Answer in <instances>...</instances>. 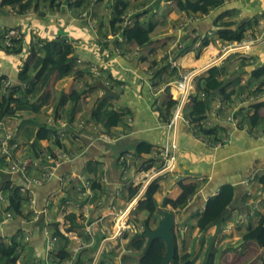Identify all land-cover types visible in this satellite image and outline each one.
<instances>
[{"label": "crops", "instance_id": "1", "mask_svg": "<svg viewBox=\"0 0 264 264\" xmlns=\"http://www.w3.org/2000/svg\"><path fill=\"white\" fill-rule=\"evenodd\" d=\"M89 1L84 0L79 6L78 9L85 11L80 19L64 9L38 17L35 14L38 8L24 14H18L8 5L0 8V26L22 31L24 46L18 55H7L0 50L2 83H8L9 88L20 85L18 74L27 60L33 34L46 40L64 38L71 44V62L78 73L59 80L52 76L45 87L38 84L28 96V104L14 117L0 120V127L11 131L17 143L10 158L0 147V158L23 160L28 164L27 179L7 172L3 166L0 168V190L7 199L5 208L14 216L0 227V239L14 238L20 242L16 264L43 263L47 253H51L55 263L67 261L77 240L90 247L81 251L72 264H87L103 237V230L111 231L115 213L138 189L126 179L132 178L133 169L151 162L168 133L174 134L178 146L175 174L153 184L156 207L149 209L175 214L176 225L183 227L179 241L184 252L178 254H191L197 263H202L207 257V244L213 239L218 244L211 264H259L264 251L241 237L249 225H257L264 218V88L256 93L259 80L253 77L254 71L264 66V0H224L221 7L204 16L179 13L177 0H129V12L137 14L139 22L154 25L150 41L143 47L126 40L119 26L112 25L114 19L108 8L112 0H99L93 7ZM41 3L42 0H35L36 6ZM90 21L92 27L88 24ZM228 22L234 23V27L245 25L244 41L254 39L248 56L225 53V47L233 43L220 41L217 29L221 23ZM204 40L208 45L201 47ZM179 45L189 50L178 60L184 72L198 71L202 78L209 69H219L218 79L224 83V92L210 98L203 121L207 128L221 129L218 136L223 132L230 134L229 141L217 149L195 138L196 127L187 118L189 104L174 131L167 128L170 117L164 121L165 113L160 112L170 95L168 85L173 81L169 80L170 71L167 72L165 65L170 66L169 57L180 49ZM100 85H106L117 98H103ZM3 88L0 86V99ZM74 91L79 92L75 101L69 98ZM258 100L263 105L255 110ZM95 109H111L123 117L106 133L91 119ZM226 119H230L226 124L233 126L231 131L228 127L224 129ZM41 127L57 133L59 146L52 138L55 134L36 139ZM104 136L107 140H103ZM140 144L150 147L151 152L136 155ZM54 147H60L73 158L60 165L45 183L31 186L33 205L9 203L4 184L24 187L28 179L38 178L45 163L44 155ZM123 154L130 155L125 165L119 162ZM124 173L130 175L127 177ZM181 185L195 188L187 205L180 210L162 206L164 201H175L180 196ZM227 185L234 188V198L225 222L201 234L196 228L199 215L208 200ZM146 212L135 213L133 218L137 222L131 221V224L148 221V217L139 221ZM72 216L74 226L70 228ZM153 219L156 222L148 223L154 229L161 217L153 213ZM69 233L73 238L66 236ZM48 236L56 238L51 252ZM202 241L204 246L200 252L198 246ZM193 242H197L194 246L197 253L188 250ZM129 243L128 237L123 247L128 248ZM109 261L115 264L113 257ZM98 264L103 263L100 260Z\"/></svg>", "mask_w": 264, "mask_h": 264}, {"label": "trees", "instance_id": "2", "mask_svg": "<svg viewBox=\"0 0 264 264\" xmlns=\"http://www.w3.org/2000/svg\"><path fill=\"white\" fill-rule=\"evenodd\" d=\"M68 1V0H66ZM177 11L185 14H204L208 15L211 10L217 9L224 4V0H177ZM48 8L58 9L61 6L59 0H42ZM75 6L79 7L84 3V0H75ZM1 5H8L13 9H16L18 14H24L34 9L35 0H3ZM111 14L113 15L114 22L112 25L117 24L123 37L131 41L137 47H143L150 41V33L154 30V25L151 23H141L136 18L138 15L131 16L133 23L130 28H123V19L127 15L129 7V0H114L111 4ZM246 27L242 25L240 27H234V23H221L217 29V37L222 42L227 43H239L245 39ZM21 34V31L19 32ZM23 36V34H21ZM3 36H0V50L7 55H18L24 51L21 38L11 39L10 47H7L3 41ZM29 45L28 57L24 63L22 69L18 74V80L20 85L14 88H8L6 93H3L0 99V120L5 117H14L20 108H23L28 104V96L34 92L38 84L42 87L46 86L47 82L52 76L63 79L70 76L77 75L78 73L72 66L71 54L73 52L71 44L67 43L64 38H55L53 40L39 39L32 37ZM208 41L202 42V47H206ZM189 50L187 48L178 49L176 54L183 56ZM177 70L172 69L169 72V80L177 75ZM219 69L213 67L208 70L207 76L202 77L196 81L195 93L191 96V100L188 107V115L190 123L196 126L200 133L203 135H212L213 141L218 140V131L221 130L214 127H206L203 121L206 120V115L209 111V101L214 94H221L224 92V83L218 79ZM32 73L34 75H32ZM253 77L259 80L257 91L264 88V66L254 71ZM3 78L0 77V86ZM35 80V81H33ZM27 86V87H25ZM18 95V97H16ZM203 95V96H202ZM71 100L75 101L79 98V92L74 91L69 95ZM177 102L167 99L166 103L160 109L161 114L165 113L164 121L169 118L170 112L175 109ZM263 104L254 105V109L258 110ZM123 114L113 111L111 109L100 111L95 109L91 112V119L98 125L103 127V130L108 133L110 128L120 123ZM259 117L258 121L259 122ZM223 130V129H222ZM51 134H55V144L59 146L58 136L54 130H46L41 127L37 131L36 139H47ZM150 147L140 144L136 147V155L141 153H150ZM6 160L0 158V168L6 165ZM182 192L175 201L166 200L162 206L170 205L173 209H183L190 197L195 193V188L191 185H181ZM3 190L8 193V201L11 204L22 205L28 202L27 196H23L20 193L21 187L5 183ZM156 192V188L153 185L149 186L145 193V201L138 203V211H144L149 208H155L156 203L153 199V195ZM135 191L131 193V197L134 196ZM234 198V188L230 185L223 186L219 193L208 200L205 210L199 215L196 221V228L202 234L205 233L209 227H220L226 220L227 209L230 206ZM71 227L74 226V217H70ZM69 228V229H70ZM244 242H254L258 248L264 251V218L257 225H249L246 228L245 234L241 237ZM146 241L144 239L132 240L129 243V247L135 251V253L125 255L122 260H128L131 264H160L164 255L165 246L161 240H154L145 255L143 250ZM213 243L208 244V249H212ZM20 247V243L16 239L5 241L0 239V264H16L17 251ZM138 257L132 258V255ZM211 252L207 253V257L202 263H197L191 254L179 255L177 248L175 256L170 264H211L212 258ZM69 258V257H68ZM67 258V259H68ZM57 260V259H55ZM259 264H264V257L259 258Z\"/></svg>", "mask_w": 264, "mask_h": 264}, {"label": "built area", "instance_id": "3", "mask_svg": "<svg viewBox=\"0 0 264 264\" xmlns=\"http://www.w3.org/2000/svg\"><path fill=\"white\" fill-rule=\"evenodd\" d=\"M106 2V0H103ZM90 6L93 7L99 3V0H90ZM133 20L129 16L124 17L123 19V28H130L132 26ZM20 30L18 29H9L3 31L0 28V36H3V41L7 47H10L11 39H18ZM127 40V38H126ZM254 39L248 38L245 41L239 43H233L228 47H225V53H242L244 56H248L251 49L254 47ZM181 49V45H179ZM177 55H170L169 62L170 68L178 70L177 77L178 79L168 85L169 94L171 99L177 102L176 109L173 113L172 119L167 125L168 130H173L176 123L179 120H182V110L186 104L190 103L191 96L195 93L196 81L199 79L201 73L198 71L191 72H182L178 68L180 67L177 63ZM220 60L222 58L219 57ZM218 58V59H219ZM1 87L6 88V83H1ZM175 89L178 93L177 97H174L172 89ZM203 96V95H202ZM224 123H228L230 119H226ZM233 124V123H232ZM234 125V124H233ZM235 129L236 126L234 125ZM195 138L206 145L209 148L217 149L224 144H226L230 139V134L223 132L217 141L206 140L201 134L198 133V129H194ZM55 140V136L52 137ZM209 139V137H208ZM103 140H107L104 136ZM0 147L2 153L10 158L11 151L17 148V143L15 141L14 135L11 131H6L4 127H0ZM177 141L174 134L169 135L166 139L164 145L153 153L151 162H146L144 167L135 173V176L131 178L132 185L136 186L137 191L136 195L125 205V207L114 215V221L111 231L109 229H104L102 232V239L99 242L98 247L92 253L91 258L88 260L87 264H98L101 260L103 264H111L110 259H114L115 264L121 263V258L123 255L132 254L131 249L128 247H123L126 239L134 237L137 234L143 232L142 226H133L129 224L133 216L130 217L131 213L136 210L138 203L141 200L145 199V193L149 186L155 184L157 181L165 180L167 177L173 176L175 174V168L177 164ZM73 158V155L64 152L60 147H54L51 151L47 152L44 155L45 163L41 167V174L38 178H34L30 181L27 180V184L24 187H21L20 193L23 196H27L28 203L33 205L34 201L32 199L31 186H39L48 181L55 173V170L60 167L65 161H69ZM122 159V158H121ZM4 170L11 174L18 173L24 176L26 179V172L28 169V164L23 160H6V165L3 166ZM65 180V179H64ZM62 180V181H64ZM7 204V199L3 194V191L0 190V227L6 221L12 220L14 216L10 212L2 211L1 208ZM134 219V218H133ZM66 236H71L73 234L69 233ZM56 241V238L53 236H48L47 246L49 252L53 250V245ZM90 246L86 243H83L81 240H77L76 245L73 247L71 252V257L67 261L60 263H55L50 257L51 253H47L46 258L43 263L38 264H72L76 256L83 251L88 249ZM118 252H117V251ZM115 251L116 253H110Z\"/></svg>", "mask_w": 264, "mask_h": 264}, {"label": "rangeland", "instance_id": "4", "mask_svg": "<svg viewBox=\"0 0 264 264\" xmlns=\"http://www.w3.org/2000/svg\"><path fill=\"white\" fill-rule=\"evenodd\" d=\"M23 1V0H22ZM60 1V3H61V6L58 8V9H50V8H48V6L44 3V2H42L41 4H40V6H35L34 8L35 9H37L38 8V10H37V12H35V14L36 15H38V17H41V15L40 14H42V13H44V15L46 14V12H54V10H58V11H60L61 9H64V10H67V11H69L70 13H73V14H76V15H78V18L80 19V15L82 16L84 13H85V11L83 10V12H82V9H78L79 7H76L75 6V0H68V1H66V0H59ZM114 0H112V2H113ZM111 2V3H112ZM62 6L64 7V8H62ZM112 6H111V4L108 6V8L110 9V15L112 16V18H113V15L111 14V10H112V8H111ZM0 8H3L2 7V5H1V1H0ZM84 9V8H83ZM3 10H5V9H3ZM78 10V11H77ZM81 10V11H80ZM85 10H86V8H85ZM6 11V10H5ZM128 12H127V15L126 16H129V17H131V16H134L135 17V15H137V14H134V13H131V12H129V10H127ZM209 14V13H208ZM199 16H204V14H199ZM83 18V17H82ZM133 19V18H132ZM88 24L92 27V25H93V22H88ZM0 28L1 29H3V31L5 32V31H7V30H9L8 28H5V27H2V26H0ZM21 34H23L22 33V31H21ZM21 34H19V37L18 38H21V40L23 41V36H21ZM32 37H36V35H32ZM37 38V37H36ZM39 39H41V38H39ZM44 39V38H43ZM53 40V39H52ZM2 41V40H1ZM31 41H33L32 39H31ZM50 41V40H49ZM244 41V40H243ZM67 42V41H66ZM2 43H3V41H2ZM200 45H202V44H200ZM202 47V46H201ZM25 49H26V47H25ZM28 49H29V45H28ZM176 52H177V50L175 51V52H173L172 53V55H177L176 54ZM178 57H177V63H178V60L182 57V56H179V55H177ZM165 67H167V72L168 71H170V70H172L171 68H170V66H169V63H168V66L167 65H165ZM180 71H182L183 72V70L179 67L178 68ZM91 73H94V70L93 71H90ZM177 72V74H178V70L176 71ZM171 77V76H170ZM201 78V77H200ZM199 78V79H200ZM178 79V77H177V75L176 76H174V78H172V82H174L175 80H177ZM5 83V82H4ZM7 85H8V83H6ZM8 88H9V86L8 87H6V88H3V93H6L7 92V90H8ZM254 91H256V93L258 92L257 90H254ZM16 97H18V95H16ZM169 98L171 99V96L169 95ZM171 100H173V99H171ZM187 107V104L184 106V108H183V110H182V113H185V108ZM176 109V108H175ZM175 109H173L171 112H170V121H171V119H172V116H173V113H174V111H175ZM181 113V114H182ZM169 121V122H170ZM196 127V126H195ZM197 128V127H196ZM198 129V128H197ZM198 133L199 134H201L203 137H205L206 138V140L208 141V140H210L209 142L210 143H212L211 141H213L212 139H211V137H210V139H208V137L209 136H206V135H203L202 133H200V131H199V129H198ZM218 139H219V136H218ZM217 141V140H216ZM130 155L129 154H123V155H121V156H119V162H120V164H124L125 165V162H126V160L127 159H130V157H129ZM122 158V159H121ZM134 165H136L135 163H134ZM5 166V165H4ZM125 167V166H124ZM144 167V164H142L140 167H139V169H133V172L131 173V174H134V175H132V177H134L135 176V173L137 172V171H139V170H141L142 168ZM125 174V176H129L130 174H126V173H124ZM168 178V177H167ZM129 183H131V178H130V176H129V179H126ZM125 207V206H124ZM123 207V208H124ZM123 208H121V209H123ZM138 208V207H137ZM136 208V210L134 211V212H132L131 213V215H130V217L131 216H133V215H135V213H140V215H142V211H138V209ZM1 210L2 211H5V212H9V211H7V209L5 208V205L1 208ZM148 211H150V213L151 214H149V213H147ZM145 212H146V216L145 217H142L139 221H143L145 218H147L148 217V221H149V223H150V221L151 220H153V222H156L155 221V219H153V213H155V214H158V213H156V211H154L153 209H148V210H145ZM150 215H151V217H150ZM131 221L132 222H137L136 221V219H131ZM129 224H131V222H129ZM151 225V224H150ZM149 225V227L151 228V229H153V227L152 226H150ZM134 226H142L143 227V231H144V224L142 223V224H136V225H134ZM155 228V227H154ZM183 227L181 226V225H176V227H175V229H174V236H175V243H176V247H177V253H183L184 252V246H182V243L179 241V234H180V232H181V229H182ZM183 230V229H182ZM130 238V237H129ZM133 238V237H132ZM131 238V239H132ZM131 239H130V241H131ZM19 242V241H18ZM210 242H212L213 243V246H212V249H210V251H209V249H208V244L210 243ZM20 243V242H19ZM204 241H202L200 244H199V251H200V248H201V246L203 247L204 246ZM67 244H68V242H67ZM195 244H197V242H193V244H192V246L191 247H189L188 248V250H189V252H191V253H197L198 252V250L195 252V250H194V246H195ZM208 244H207V252L206 253H208V252H211V253H215V251L217 252V249L215 248V245L216 244H218L217 242H213V239H211L209 242H208ZM217 248H218V245H217ZM203 248H201V250H202ZM117 251V250H116ZM118 252V251H117ZM201 252V251H200ZM199 252V253H200ZM81 253V252H80ZM110 253H116L115 251H111ZM134 253V252H133ZM134 255V258H135V254H133ZM136 261V260H135ZM132 263V262H131ZM128 260H122V264H131Z\"/></svg>", "mask_w": 264, "mask_h": 264}, {"label": "water", "instance_id": "5", "mask_svg": "<svg viewBox=\"0 0 264 264\" xmlns=\"http://www.w3.org/2000/svg\"><path fill=\"white\" fill-rule=\"evenodd\" d=\"M100 88L103 91V98H117V95L106 85H100ZM258 103L259 100L255 103V105H257ZM223 126L224 129H227L228 127L229 131H231V129L233 128L232 125H228L226 123H224ZM158 215L161 217V219L154 229H151L149 227V221H145L144 231L140 234L135 235L132 240L144 239L146 241L143 255L147 253L154 240H161L164 243L165 251L160 264H170L176 252V243L174 236V229L176 227L175 214L171 211H158ZM180 235L183 236L182 231L180 232ZM136 260L138 261V257L136 258Z\"/></svg>", "mask_w": 264, "mask_h": 264}, {"label": "bare ground", "instance_id": "6", "mask_svg": "<svg viewBox=\"0 0 264 264\" xmlns=\"http://www.w3.org/2000/svg\"><path fill=\"white\" fill-rule=\"evenodd\" d=\"M211 48H212V47H211ZM214 51H215V50H214ZM186 61H187V60L184 61L185 64H186ZM172 93H173L174 97H177L178 93L176 92V90H175L174 88L172 89Z\"/></svg>", "mask_w": 264, "mask_h": 264}]
</instances>
